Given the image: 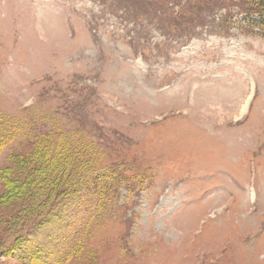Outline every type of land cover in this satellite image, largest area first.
<instances>
[{
    "label": "rangeland",
    "instance_id": "1",
    "mask_svg": "<svg viewBox=\"0 0 264 264\" xmlns=\"http://www.w3.org/2000/svg\"><path fill=\"white\" fill-rule=\"evenodd\" d=\"M205 1L0 0V174L81 151L49 216L0 180V264H264L262 19Z\"/></svg>",
    "mask_w": 264,
    "mask_h": 264
},
{
    "label": "trees",
    "instance_id": "2",
    "mask_svg": "<svg viewBox=\"0 0 264 264\" xmlns=\"http://www.w3.org/2000/svg\"><path fill=\"white\" fill-rule=\"evenodd\" d=\"M205 2L208 4L210 13H213L212 0H206ZM243 2L245 3L243 9L245 12L262 19L255 27L264 35V0H243ZM20 135L21 129L17 124L7 120L4 115L0 114V154L15 142ZM48 140V137L47 142L45 139H36L33 148L34 153L29 157L30 163H27V165L20 164L23 161L18 158L19 162L13 167L14 171L7 170L1 173L0 180L5 186L6 197L9 201L14 202L17 200L19 203L24 204V200H28L33 204L38 201L37 197L44 199L46 202L51 201L52 207L50 206L48 211L49 216L58 205V202L71 195L69 192V174L75 169L73 165L77 161V153H81V151L78 144H75L73 149L70 150L68 144L64 145L60 139H58V143L48 142ZM85 150L86 148L83 149V151ZM26 173L28 176H25ZM12 174L15 175L14 182L11 180ZM45 219L46 217L42 222ZM39 225L41 224L39 223ZM15 247L16 250L21 249L20 245ZM4 254L5 249L0 248V258Z\"/></svg>",
    "mask_w": 264,
    "mask_h": 264
}]
</instances>
